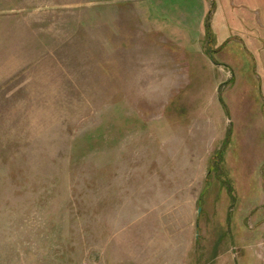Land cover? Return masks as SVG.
<instances>
[{
    "label": "rangeland",
    "instance_id": "obj_1",
    "mask_svg": "<svg viewBox=\"0 0 264 264\" xmlns=\"http://www.w3.org/2000/svg\"><path fill=\"white\" fill-rule=\"evenodd\" d=\"M228 3L0 0V264H264V31Z\"/></svg>",
    "mask_w": 264,
    "mask_h": 264
},
{
    "label": "crops",
    "instance_id": "obj_2",
    "mask_svg": "<svg viewBox=\"0 0 264 264\" xmlns=\"http://www.w3.org/2000/svg\"><path fill=\"white\" fill-rule=\"evenodd\" d=\"M206 2V7L203 8L202 12L203 14L201 15V23L203 24L206 20V14L208 13L209 9L213 7V4L215 0H205ZM210 2V4H209ZM231 2L235 4H230L228 3L227 5L229 8L235 13L233 15V18L236 21H249V26L247 28H251V24L253 27L259 28L260 30L264 31V3L259 2L257 0H231ZM236 5V6H235ZM218 9L220 6H217ZM229 11V12H232ZM238 15V16H237ZM251 17L254 18L251 22ZM246 27V26H243ZM248 31V30H247ZM250 38L247 40V44L251 45V43L254 45H257L258 43L261 42L259 41V38L262 35V32H254L251 31V29L248 31ZM207 34V33H206ZM206 34H203V38H207ZM252 38V41H251ZM211 39V38H210ZM243 44H245V41L240 40ZM206 43H210L209 38L206 39ZM209 53V52H208ZM226 71V70H225Z\"/></svg>",
    "mask_w": 264,
    "mask_h": 264
},
{
    "label": "water",
    "instance_id": "obj_3",
    "mask_svg": "<svg viewBox=\"0 0 264 264\" xmlns=\"http://www.w3.org/2000/svg\"><path fill=\"white\" fill-rule=\"evenodd\" d=\"M225 70H226V68H225Z\"/></svg>",
    "mask_w": 264,
    "mask_h": 264
}]
</instances>
